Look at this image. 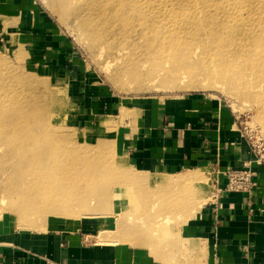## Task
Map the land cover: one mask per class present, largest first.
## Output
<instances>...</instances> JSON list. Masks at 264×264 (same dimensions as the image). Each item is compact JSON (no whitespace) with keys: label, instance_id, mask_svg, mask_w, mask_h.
I'll use <instances>...</instances> for the list:
<instances>
[{"label":"rangeland","instance_id":"374dc122","mask_svg":"<svg viewBox=\"0 0 264 264\" xmlns=\"http://www.w3.org/2000/svg\"><path fill=\"white\" fill-rule=\"evenodd\" d=\"M98 2L39 0L38 30H26L32 37L5 27L8 19L0 27V93L3 87L8 94L16 92L14 114L26 116L30 124L33 117L41 122L32 127L44 148L20 143L35 156L27 162L16 153L0 161V227L41 230L54 220L95 223L88 242L142 246L163 257V264H202L189 234L209 199L212 168L204 164L150 177L131 165L123 132L116 129L139 100L208 96L235 119L251 148L248 161L258 162L256 153L264 155V0H182L178 9L177 0H126L146 8L144 17L155 23L148 29L152 47L114 31L97 10ZM159 2L164 8L153 9ZM72 73L82 76L83 87L72 81ZM85 83L116 101V116L80 115L78 95ZM39 126L61 139L53 133L44 139ZM22 133L0 134V154L12 151ZM53 160L63 166L60 171L51 167ZM40 168L48 185L39 190L31 170ZM70 195L75 208H93L97 214L50 213L57 208L54 200L64 203Z\"/></svg>","mask_w":264,"mask_h":264},{"label":"crops","instance_id":"0c3cea01","mask_svg":"<svg viewBox=\"0 0 264 264\" xmlns=\"http://www.w3.org/2000/svg\"><path fill=\"white\" fill-rule=\"evenodd\" d=\"M38 8L39 0H0V27L8 19L5 27L30 37L28 28L38 30L34 19L41 14ZM72 77L83 87L82 76L72 73ZM78 98L80 115L87 119L116 116V101L99 88L86 84ZM121 123L116 130L123 132L131 165L150 177L180 174L205 164L223 186L229 169L253 159L238 123L208 96L139 100ZM250 165L255 180L252 194L224 193L220 205L209 196L191 224L189 236L194 248H200L202 264H264V163ZM94 224L54 220L41 230L0 227V264H163V257L156 258L142 246L88 242Z\"/></svg>","mask_w":264,"mask_h":264},{"label":"bare ground","instance_id":"6f19581e","mask_svg":"<svg viewBox=\"0 0 264 264\" xmlns=\"http://www.w3.org/2000/svg\"><path fill=\"white\" fill-rule=\"evenodd\" d=\"M168 1L175 2V0H168ZM180 1H182V0H177L178 3ZM123 2H125V3H123ZM96 8H97V10H99V12L101 11L102 19H106V21L108 20L109 21L108 25H111L112 29L114 31L117 30L120 34L123 35V37L127 38L128 41H134L135 42L138 38L139 39L142 38L145 42H147L146 44H144L142 46H144V47H147V46L152 47L153 46V43H154L153 39L148 38V34H149L148 29L152 28L155 25V23L153 22L152 18H149L148 16L144 17L143 12L146 8L140 9V7H137V6L135 7V6H133V2H130V5H128L126 3V0L125 1L124 0H101V2H98V4H96ZM149 8L150 7L148 6V9ZM156 8L158 10H162V8H164V7H161V4L159 2L158 7H156V6L153 7V9H156ZM178 8H182V6H180V3H179V6L177 7V9ZM172 10H174V8ZM181 10H183V9H180L178 11H181ZM147 20H151V21L148 22ZM262 22H264V21H262ZM200 29L204 30L203 26H201ZM262 38L264 39V36ZM146 39H148V40H146ZM230 41L232 42V37H231ZM232 43H234V42H232ZM138 47H140V45L137 44L136 48H138ZM242 48H244V47H242ZM240 50H242V49H240ZM235 57H238V55L235 54ZM224 63L226 65L225 61H224ZM227 69L228 68H225V70H227ZM135 71H136V69L134 70V72ZM11 72H13V71H11ZM9 75H11V73ZM11 76H13V75H11ZM28 79L29 78H26L27 81H28ZM14 80H16V79H14ZM14 80H13V83H14ZM20 81L22 82V80H20ZM30 82L32 83V80ZM33 82H34V80H33ZM33 84H32V87H33ZM25 85H28V84H25ZM1 87H3V86H1ZM14 87H15V85H14ZM14 87H12V88H14ZM5 88L6 87H3L4 90L1 89V91L3 90L4 92L2 94L0 93V134H9L10 136H12L11 133H15L19 129H20V132L23 131V133H22V136H20V134H19V140L17 141V143L15 145L16 147H19V148L15 147L10 152L5 151L2 154H0V161L1 160L2 161L12 160L16 153H20V155L28 162V158L31 156H35V155L32 154L31 152H29L28 150H23V148L20 147V143L25 144V145L32 144V146L39 145L40 148L44 150V148L42 147L43 143L39 142V136L36 135L37 133H36V131H34V129L32 127L34 125H41V122L36 120L35 117H33L32 118L33 124H30V119H28L26 116H24V115L16 116L14 114L13 110L15 109V106L18 103V101L12 102V100H15L14 93H16V92L12 91L10 94H8L7 89H5ZM16 90H18V88ZM18 94H15V95H18ZM37 98H38V96H37ZM41 98H43V97H41ZM49 98H50V96H49ZM10 103H11V105H10ZM45 105H46V103H45ZM45 105H44V107H45ZM44 107H43V110H44ZM17 110L19 112H21L20 107H17ZM45 110L47 111V107ZM21 126H25V128L23 130H21L22 129ZM27 126H30V127L27 128ZM39 127L41 128L42 131L38 135L43 134L44 139L52 138L53 132L52 133L50 132L52 130L48 126H39ZM53 134H55V133H53ZM55 135H57V140L61 139V136H60L61 134L58 135V133H56ZM33 153H35L37 155L40 154V152H37V153L33 152ZM57 159L58 158H56L55 160H57ZM55 160H53L51 167L55 169V172H58L63 168V166L58 165V163H54V162H57ZM48 163H49V161L46 160L45 161V169L49 172V170L47 168ZM45 169L40 168V169H32L31 170V173H32L34 180H35V182L33 184H35L36 189L40 190L41 187L48 185V183H45L46 179H47ZM42 176H44L43 180L39 181V178H41ZM138 176L139 175H137V177ZM138 179H140V178H138ZM163 181H165V180L163 179ZM33 184L31 185L32 189H34ZM24 193H28V192L25 191ZM39 195H40V191H39ZM70 198H71V200L65 199L64 203H58L53 198V200H54L53 205L57 206V208H55L54 211L51 210L50 213L52 212V213L56 214V216L62 215L65 217L66 216H71V217L72 216H74V217L84 216V217H86V216L95 215L96 212L92 211L93 208L92 209L87 208V207H82V208L78 207L79 209L75 208L74 207L75 201H73V198L71 195H70ZM56 199H61V198L57 196ZM3 201L4 200H2V203H3ZM0 208H1V206H0ZM120 224H122V223H120ZM103 239L106 240L107 238L106 239L103 238ZM109 240H110V238L107 241H109ZM100 241H102V240L100 239ZM109 243H110V241H109Z\"/></svg>","mask_w":264,"mask_h":264},{"label":"built area","instance_id":"2783aa9c","mask_svg":"<svg viewBox=\"0 0 264 264\" xmlns=\"http://www.w3.org/2000/svg\"><path fill=\"white\" fill-rule=\"evenodd\" d=\"M254 145V144H253ZM258 163H264V155L256 153ZM227 182L221 186L218 181L213 182L210 198L219 205V199L224 193L244 192L252 194L255 187L254 172L250 162H245L243 167L231 168L226 173Z\"/></svg>","mask_w":264,"mask_h":264}]
</instances>
